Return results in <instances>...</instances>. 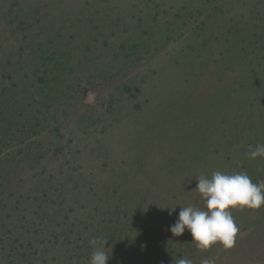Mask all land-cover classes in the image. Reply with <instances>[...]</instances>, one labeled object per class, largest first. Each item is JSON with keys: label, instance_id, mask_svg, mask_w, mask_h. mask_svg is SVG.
I'll return each mask as SVG.
<instances>
[{"label": "rangeland", "instance_id": "rangeland-1", "mask_svg": "<svg viewBox=\"0 0 264 264\" xmlns=\"http://www.w3.org/2000/svg\"><path fill=\"white\" fill-rule=\"evenodd\" d=\"M40 46L65 52L56 69L68 90L56 79L47 94L38 79L54 58L17 59ZM9 78L40 94L24 100L3 154L74 205H113L122 184L159 239L188 199L205 206L199 176L254 161L252 182L264 183V158L247 155L264 145V0H0V88ZM233 218L234 246L200 259L264 264V206ZM122 243L126 263L146 258L143 241Z\"/></svg>", "mask_w": 264, "mask_h": 264}, {"label": "trees", "instance_id": "trees-1", "mask_svg": "<svg viewBox=\"0 0 264 264\" xmlns=\"http://www.w3.org/2000/svg\"><path fill=\"white\" fill-rule=\"evenodd\" d=\"M93 28L98 29L99 25L94 24ZM259 32L261 34L260 30ZM256 39L254 45L258 47ZM252 49L254 52L256 48ZM62 52L44 50L40 46L34 53L18 55L17 59H26L30 63L33 61V65L34 62L38 64L43 57L54 58L50 66L53 70L44 68L48 78L38 77L47 91L45 93L50 94L56 79H61L58 89L62 87L68 90L66 82L62 80L66 81V78H61L56 69L63 65L62 62H57L59 55L65 54ZM22 77L24 79L26 75ZM10 79L13 81L12 85L9 81L1 84L0 88V264H90L94 248L89 244V239L93 237L107 240L105 251L110 255L108 264H128L126 258L119 256L124 253L120 251V245L129 238L137 242L143 241L144 247L148 248V251L144 252L146 258H138L135 264H177L180 259H190L193 264H200V257H206L212 252L214 246L207 251L197 250L187 229L181 236H174L170 232L169 237L162 236L158 239L157 232L152 234L150 230L145 229L148 226L141 221V216L128 209L129 203L124 197L129 189L123 188L122 184L119 185L123 192L122 197L117 198L113 205H93V209H88L85 203L74 205L70 201V195L63 190L58 191L59 188L53 182L46 186L45 180L32 174L17 173V156L3 154L1 143L18 121V116L23 115V110L29 105V102L25 103L24 100L32 99L33 93L38 96L40 87L20 88L19 78ZM5 87L13 88V94L6 96ZM54 94H57L56 90ZM21 105L24 106L23 109ZM25 114L36 117L33 112ZM252 162L254 161H247L233 173L245 172L253 180L249 168ZM196 183L197 181L194 184ZM191 184L193 185V180ZM51 188L54 192H51ZM187 205L190 206L189 199ZM201 207L206 210L205 206ZM231 212L232 216L239 213L236 209H231ZM139 213L142 214L143 211L140 210ZM246 230L242 229L239 238ZM116 257L118 259L112 262Z\"/></svg>", "mask_w": 264, "mask_h": 264}, {"label": "clouds", "instance_id": "clouds-1", "mask_svg": "<svg viewBox=\"0 0 264 264\" xmlns=\"http://www.w3.org/2000/svg\"><path fill=\"white\" fill-rule=\"evenodd\" d=\"M247 155L251 159L264 158V145H257ZM196 179L195 189L204 200L206 210L195 206L180 208L178 219L170 226V232L178 237L187 229L197 250L207 251L219 243L227 251L234 246L239 231L231 209L242 211L264 206V183H253L245 172L226 174L214 171L210 178L201 175ZM160 208H167L169 215L176 211L175 205ZM106 243V239L98 237L89 239V244L94 248L90 264H108L110 255L105 251ZM177 264L193 262L180 259ZM201 264H215V260L204 259Z\"/></svg>", "mask_w": 264, "mask_h": 264}]
</instances>
